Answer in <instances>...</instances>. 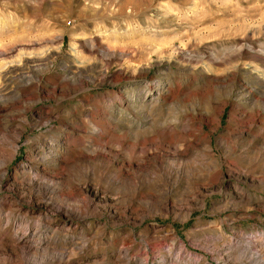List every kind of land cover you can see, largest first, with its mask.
Here are the masks:
<instances>
[{
  "label": "rangeland",
  "instance_id": "374dc122",
  "mask_svg": "<svg viewBox=\"0 0 264 264\" xmlns=\"http://www.w3.org/2000/svg\"><path fill=\"white\" fill-rule=\"evenodd\" d=\"M0 264H264V0H0Z\"/></svg>",
  "mask_w": 264,
  "mask_h": 264
},
{
  "label": "bare ground",
  "instance_id": "6f19581e",
  "mask_svg": "<svg viewBox=\"0 0 264 264\" xmlns=\"http://www.w3.org/2000/svg\"><path fill=\"white\" fill-rule=\"evenodd\" d=\"M251 241V240H250ZM249 241V242H250ZM25 245L24 246H27L28 248H36V249H38L39 247H34L33 246V244H29V242L28 241H25V243H24ZM36 244V243H35ZM247 247V250L249 249V252H251V254L252 255H260V254H262L261 253V251H252L251 249H252V247L249 245V243L246 245ZM182 250V249H181ZM254 250V249H253ZM183 251L182 252H179V254H177V258L179 259V260H182V256H183ZM184 259V258H183Z\"/></svg>",
  "mask_w": 264,
  "mask_h": 264
}]
</instances>
